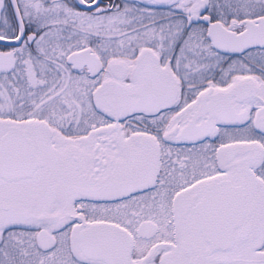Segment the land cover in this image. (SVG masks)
Returning a JSON list of instances; mask_svg holds the SVG:
<instances>
[{"label": "snow or ice", "instance_id": "1", "mask_svg": "<svg viewBox=\"0 0 264 264\" xmlns=\"http://www.w3.org/2000/svg\"><path fill=\"white\" fill-rule=\"evenodd\" d=\"M0 264H264V0H0Z\"/></svg>", "mask_w": 264, "mask_h": 264}]
</instances>
